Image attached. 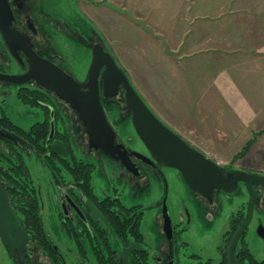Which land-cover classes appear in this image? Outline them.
Segmentation results:
<instances>
[{"label":"flooded vegetation","instance_id":"obj_1","mask_svg":"<svg viewBox=\"0 0 264 264\" xmlns=\"http://www.w3.org/2000/svg\"><path fill=\"white\" fill-rule=\"evenodd\" d=\"M8 2L14 16L11 27L27 38V44L39 57L50 61L74 78L62 67L60 57L50 44L49 34L44 28V19L48 15L44 13L41 0H8ZM95 34L93 30H89L87 39L81 38L78 34H75V37L92 49L93 45L99 42L98 35ZM15 53L9 50L0 34V75L18 77L27 72L28 63L24 52L17 49ZM76 81L85 83L87 73L83 80ZM102 86L99 78L104 116L115 134L113 144L123 146L126 151L128 159L125 164L121 160L109 157L90 141L88 128L77 112L58 98L53 91L40 86L34 80L14 83L0 79V91L15 87L16 98L21 103L30 108H39L43 114L42 120L35 122L28 129L15 124L3 111L0 114V188L8 195L11 209L29 235L27 250L22 252L20 259L7 249L1 237L0 247L4 248L13 264H179L180 254L198 264H230L229 246L247 211L249 194L246 185L237 181L230 186L232 188L230 192H225L223 186L218 183L197 185L199 189L194 187L185 180L179 169L163 164L139 139L132 126L131 115L125 110L122 90L116 97L106 99L102 96ZM22 91L31 94L28 100L22 99L20 96ZM112 110L119 111L120 115H110ZM122 112L126 115H121ZM6 120H9V123ZM36 125L43 127L46 132L45 137L27 138L24 133H28ZM115 126L125 128V132L129 134V128H133L134 136L131 135L128 140H136L142 149L138 150L125 143ZM175 133L191 147L204 153L182 135ZM136 141L133 143L135 144ZM55 142L63 144L66 157L53 150L52 145ZM74 148L78 149L82 156H90L97 160L102 171H105V163L112 169L110 176L104 172L103 182L106 188L96 191L92 175L96 168L95 164L78 158ZM32 154L51 175L50 184L54 190L53 195L47 200L49 205L53 206L55 222L50 227L54 232H60L61 237L69 244L65 252L57 243L60 239L54 238L43 222L45 202L24 162V157ZM205 156L219 165L226 187H229L228 184L233 180L235 172H245L235 168L233 164H220L207 154ZM19 166L27 170L28 181H25L24 177L15 176L12 172L13 168ZM166 171L171 178H175L182 185L185 196L194 207L193 212L186 203H182L176 223L167 204ZM150 178L159 180L164 186V199L157 215L161 240L155 249L150 246L142 228L145 205L136 201L138 192L142 194L146 191ZM119 184L129 189L128 198L124 195L125 190L118 189ZM253 188L258 195L253 212L257 210L264 214V205H262L264 189L258 185H254ZM25 189L28 195L34 197L37 218L33 225L26 218L25 212L13 202L11 191L23 194ZM243 194L246 195L247 200H242L237 210L229 216L226 229L213 254L207 255L206 251L195 245L190 247L191 243L186 239H189L188 232L193 218L205 220L211 225L214 217L221 212L226 199L231 197L244 199V196L241 197ZM164 204L167 213L163 212ZM258 226L264 227V223L259 222ZM247 229L248 227L233 245L234 264H264V258H257L245 241Z\"/></svg>","mask_w":264,"mask_h":264},{"label":"rangeland","instance_id":"obj_2","mask_svg":"<svg viewBox=\"0 0 264 264\" xmlns=\"http://www.w3.org/2000/svg\"><path fill=\"white\" fill-rule=\"evenodd\" d=\"M103 2L104 0H41L44 13L48 15L44 19V28L49 34L50 44L60 57L62 67L72 74L76 80L81 81L84 79L92 55L91 49L79 41L75 34L87 39L88 31L93 30L97 35L98 5ZM123 3L122 6H125ZM128 36H130L128 32L122 33L120 36L122 42ZM111 42H113V39ZM161 57V55L151 54L150 51L149 55L145 53L141 56L131 54L117 56V59L126 71L133 87L147 102V106L170 129L182 135L183 138L220 164H233L235 168L244 170L247 173L264 174V115H249V120L246 115H182V110L179 111L180 105L165 103L166 98H164L163 93L164 91L167 93L165 85L167 81L165 73L162 72ZM155 61L158 68L155 69L156 71H154ZM164 65H167V63L165 62ZM2 111L23 129H28L35 122L42 120L43 115L39 108H30L21 103L16 98L15 87L11 90L0 91V114ZM110 115H120V112L112 110ZM121 115L126 114L122 112ZM115 129L129 146L132 145L138 150L142 149L136 140H128L134 134L133 128H129L130 134L125 132L126 129L121 128V126H115ZM74 153L78 158L95 164L96 168L92 175L96 191L106 188L103 182L104 175L110 176L112 169L105 163V171H102L98 161L94 158L82 156L76 148H74ZM24 162L34 183L38 185L45 202L43 211L45 227L54 238L60 239L57 243L65 252L69 244L61 237L60 232H54L50 227L55 222L53 206H50L47 200L48 197L53 195L54 190L50 184L51 175L33 154L25 156ZM117 171L116 169V174ZM167 171V204L176 223L182 203H186L193 212L194 207L189 198L185 196L182 185L175 178H171ZM118 189L125 190L124 195L126 198L130 196L129 189L124 185L119 184ZM243 196L244 199L240 198V200L235 197L226 199L221 212L214 217L211 225L205 220H194L193 218L188 232L189 239H186L191 243L190 247L194 245L201 247L203 251H206L205 254L212 255L215 246L219 244L221 235L226 229L229 216L237 210L242 200H247L246 195L243 194L241 197ZM163 199L164 186L159 180L153 178L149 179L146 191L142 194L138 192L136 197V201L145 205L142 228L150 246L153 247L152 249H155L161 240L157 215ZM259 222L264 223V214L254 210L245 241L251 252L257 258L262 259L264 258V239H261L256 232ZM184 257L180 254L179 264H198L194 260H188ZM0 264H13L12 259L1 247Z\"/></svg>","mask_w":264,"mask_h":264},{"label":"crops","instance_id":"obj_3","mask_svg":"<svg viewBox=\"0 0 264 264\" xmlns=\"http://www.w3.org/2000/svg\"><path fill=\"white\" fill-rule=\"evenodd\" d=\"M97 24L120 67L162 56L165 103L182 115H264V0H104Z\"/></svg>","mask_w":264,"mask_h":264},{"label":"water","instance_id":"obj_4","mask_svg":"<svg viewBox=\"0 0 264 264\" xmlns=\"http://www.w3.org/2000/svg\"><path fill=\"white\" fill-rule=\"evenodd\" d=\"M13 21L14 16L8 0H0L2 39L13 54H16L17 49L24 52L28 70L18 77L0 75V79L14 83L34 80L40 86L53 91L58 98L68 103L77 112L88 128L90 141L97 145L96 147H100L106 155L115 160H121L124 164L128 159L123 146L113 144L115 134L104 116L99 78L103 84L104 98H114L122 90L125 110L131 115L132 126L139 139L163 164L179 169L187 182L196 188H198L197 185L218 183L223 186L225 192H230L232 190L230 186L237 181L246 185L249 194L247 211L229 246L230 264H234L232 248L251 221L253 208L258 198L253 186L258 185L264 189V174L237 171L228 184L229 187H226L219 165L206 157L204 153L191 147L153 113L133 87L127 74L105 48L102 40L98 38L99 42L95 43L91 49L87 81L79 83L61 68L39 57L27 44V38L11 27ZM52 148L55 152H60L62 157L67 156L63 144L55 142ZM262 205H264V199H262ZM163 212L167 213L166 204L163 206ZM256 232L260 238H264V227L258 226ZM0 237L17 259H20L22 252L27 250L29 235L11 209L8 195L2 188H0Z\"/></svg>","mask_w":264,"mask_h":264},{"label":"trees","instance_id":"obj_5","mask_svg":"<svg viewBox=\"0 0 264 264\" xmlns=\"http://www.w3.org/2000/svg\"><path fill=\"white\" fill-rule=\"evenodd\" d=\"M30 95L31 94H29V92L27 91H22L20 94V96L22 97V99H24V101L28 100ZM6 122L9 123V120H6ZM42 128H43L42 126L36 125L31 128V131L24 134L27 138L35 137L36 139H40L45 137L46 135V132ZM12 172L15 174V176L19 178L24 177L25 181L29 180V174L27 170L22 166L13 168ZM11 192L13 195V202L15 203L16 207H19L21 210L25 212L26 218L32 225L35 224L37 215H36V210L34 209L35 208L33 203L34 197L28 195V191H26V189L24 190L23 194H19L16 191H11Z\"/></svg>","mask_w":264,"mask_h":264}]
</instances>
